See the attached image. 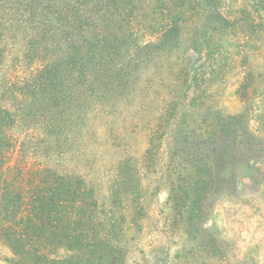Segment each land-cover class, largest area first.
Instances as JSON below:
<instances>
[{
    "label": "trees",
    "instance_id": "trees-1",
    "mask_svg": "<svg viewBox=\"0 0 264 264\" xmlns=\"http://www.w3.org/2000/svg\"><path fill=\"white\" fill-rule=\"evenodd\" d=\"M86 1L0 0V261L5 264L122 259L114 251L126 223L122 207L131 205L134 223L146 213L131 129L124 126L111 137L107 132L109 141L124 145L106 194L85 172L70 168L65 156L72 129L75 134L98 129L88 121H101L118 107L121 116L134 108L136 120L146 119L151 147L142 158L163 156L151 198L164 187L173 223L187 231L203 217L208 200L234 191L240 168L264 162V136L242 123V114L216 118L207 132L199 130L196 103L209 86H203L207 80L198 76L192 54H184L174 75L154 73L156 83L148 77L144 52L123 57L128 41L105 43L106 56L98 53L103 31L95 22L87 24L96 10H85ZM176 24L164 39L178 34ZM150 83L160 91L154 109ZM136 87L142 92H134ZM157 136L162 153L154 147Z\"/></svg>",
    "mask_w": 264,
    "mask_h": 264
},
{
    "label": "rangeland",
    "instance_id": "rangeland-1",
    "mask_svg": "<svg viewBox=\"0 0 264 264\" xmlns=\"http://www.w3.org/2000/svg\"><path fill=\"white\" fill-rule=\"evenodd\" d=\"M85 8L96 10L87 24L95 22L103 31L98 53L106 56L105 43L128 41L123 57L134 59L144 52L148 77L156 83L154 76L169 70L174 75L184 54H192L198 76L207 80L203 86H209L196 103L201 106L194 119L200 131L207 132L216 118L242 114V123L264 136V0H87ZM174 23L178 34L164 39ZM148 86L154 97L148 98L149 107L154 109L160 91L155 84ZM134 92L142 91L136 87ZM118 108L101 121H88L98 129L87 131L86 127L80 134L72 129L65 153L70 168L85 172L106 194L115 156L121 152L119 145H124L109 137L124 126L131 129L134 173L141 177L146 193V213L134 223L131 205L122 207L126 223L116 235L114 251L122 256L116 264H153L155 260L158 264H264V162L240 168L234 191L219 192L208 200L203 217L187 231L181 222L173 223L164 187L151 198L157 192L163 156L156 153L145 161L142 158L151 147L146 119L136 120L134 108L121 116L122 108ZM154 139V147L162 153L161 137ZM3 254L0 247L1 259Z\"/></svg>",
    "mask_w": 264,
    "mask_h": 264
}]
</instances>
